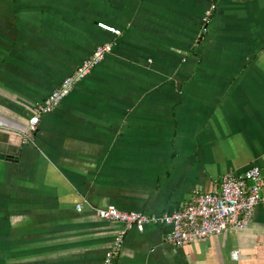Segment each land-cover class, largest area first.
Here are the masks:
<instances>
[{"label": "crops", "instance_id": "crops-1", "mask_svg": "<svg viewBox=\"0 0 264 264\" xmlns=\"http://www.w3.org/2000/svg\"><path fill=\"white\" fill-rule=\"evenodd\" d=\"M253 166L264 186V0H0V264H104L122 226L98 209L180 211ZM168 231H128L114 264H264V202L238 233L173 247Z\"/></svg>", "mask_w": 264, "mask_h": 264}, {"label": "built area", "instance_id": "built-area-1", "mask_svg": "<svg viewBox=\"0 0 264 264\" xmlns=\"http://www.w3.org/2000/svg\"><path fill=\"white\" fill-rule=\"evenodd\" d=\"M212 9L214 6L211 7ZM96 26L115 37L121 34L119 29L106 23L99 22ZM113 47V42L97 45L91 55L85 58L71 75L65 77L55 90L35 106L22 133L23 142L33 141V134L37 130L40 117L55 110L75 86L104 61ZM219 187L217 192L197 195L180 211L166 212L159 216L137 211H121L114 206L98 209L96 214L101 220L122 226V230L114 238L112 248L105 255L104 264H114L128 231H143L147 225L168 227L165 240L173 247H181L210 236H220L227 232L238 233L247 229L255 208L264 202L260 168L250 167L241 175L224 174L220 178ZM77 209L80 211V205Z\"/></svg>", "mask_w": 264, "mask_h": 264}]
</instances>
